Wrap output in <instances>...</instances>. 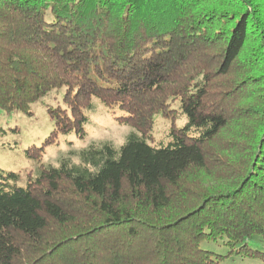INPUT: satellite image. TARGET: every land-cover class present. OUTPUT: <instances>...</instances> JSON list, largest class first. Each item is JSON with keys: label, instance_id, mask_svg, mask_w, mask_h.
<instances>
[{"label": "trees", "instance_id": "1", "mask_svg": "<svg viewBox=\"0 0 264 264\" xmlns=\"http://www.w3.org/2000/svg\"><path fill=\"white\" fill-rule=\"evenodd\" d=\"M62 88L45 144L84 138L94 99L133 131L1 176L0 264L264 261V0H0V109Z\"/></svg>", "mask_w": 264, "mask_h": 264}, {"label": "rangeland", "instance_id": "2", "mask_svg": "<svg viewBox=\"0 0 264 264\" xmlns=\"http://www.w3.org/2000/svg\"><path fill=\"white\" fill-rule=\"evenodd\" d=\"M64 97L65 88L54 90L32 104L30 113L20 111L7 113L0 109V180L1 176L15 173L19 176L18 184L25 187L30 178L36 177L41 165L57 166L65 157H71L75 163H79V152L91 144L109 142L121 146L133 131L132 127L118 122L116 118L120 116L119 111L113 112L100 100L94 99V109L89 112V120L84 127V138H80L73 131L69 134H59L51 144H45V140L55 129V122L49 110L66 108ZM172 108V112L166 117L161 114L154 117V136L157 140L165 138L167 129L173 121L177 127L182 126L186 121L178 103L173 104ZM32 148H44L42 156L28 158L27 151ZM256 239L253 248L264 252L261 238ZM207 247L226 256L218 264H264L261 259L231 254L223 245L210 244Z\"/></svg>", "mask_w": 264, "mask_h": 264}]
</instances>
